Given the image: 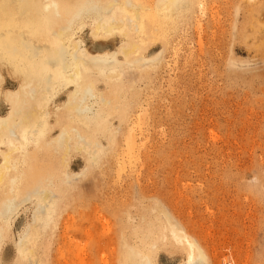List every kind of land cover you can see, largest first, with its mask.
<instances>
[{"label": "rangeland", "instance_id": "374dc122", "mask_svg": "<svg viewBox=\"0 0 264 264\" xmlns=\"http://www.w3.org/2000/svg\"><path fill=\"white\" fill-rule=\"evenodd\" d=\"M252 1L201 0L195 18L168 33L171 45L158 42V70L144 75L126 124L113 122L114 148L95 169L74 159L84 179L51 242L26 264H127L128 245L153 264H184L185 244L171 241L157 254L143 245L142 227L160 218L197 244L207 264H264V29L253 36L238 9L262 3ZM82 37L91 48L89 32ZM129 130L136 144L128 154ZM34 206H22L17 222L29 224ZM65 234L77 242L70 249ZM21 235L15 229L4 246L7 264Z\"/></svg>", "mask_w": 264, "mask_h": 264}, {"label": "bare ground", "instance_id": "6f19581e", "mask_svg": "<svg viewBox=\"0 0 264 264\" xmlns=\"http://www.w3.org/2000/svg\"><path fill=\"white\" fill-rule=\"evenodd\" d=\"M263 1L238 8L248 14L253 36L264 29ZM198 7L201 0H0V264H7L4 246L15 229L23 235L14 264L31 262L44 239L51 242L84 179L82 171L73 172L74 159L100 167L144 75L161 62L158 42L171 45L168 33L177 34L179 21L194 19ZM133 133L125 138L128 154L135 149ZM30 202L35 208L25 226L17 218ZM160 220L141 229L149 253L172 241L171 247L189 248L184 264H207L197 244ZM65 238L63 248L77 244ZM126 247L127 264H153L148 254Z\"/></svg>", "mask_w": 264, "mask_h": 264}]
</instances>
